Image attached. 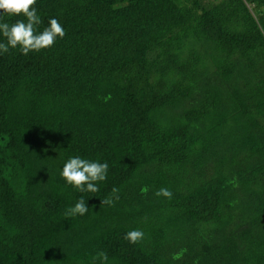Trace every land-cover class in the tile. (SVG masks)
Returning a JSON list of instances; mask_svg holds the SVG:
<instances>
[{
	"label": "trees",
	"instance_id": "obj_1",
	"mask_svg": "<svg viewBox=\"0 0 264 264\" xmlns=\"http://www.w3.org/2000/svg\"><path fill=\"white\" fill-rule=\"evenodd\" d=\"M36 9L66 35L0 54V264H264V0ZM75 156L108 164L98 192L61 177Z\"/></svg>",
	"mask_w": 264,
	"mask_h": 264
},
{
	"label": "clouds",
	"instance_id": "obj_2",
	"mask_svg": "<svg viewBox=\"0 0 264 264\" xmlns=\"http://www.w3.org/2000/svg\"><path fill=\"white\" fill-rule=\"evenodd\" d=\"M37 0H0V34L6 42H0V54L7 53L10 48H19L22 55L30 52H39L42 49L52 47L57 38L62 39L66 31L56 18L48 20V24L42 30L40 15L36 9ZM18 16L24 19H17L12 23L4 22L2 16ZM61 177L66 183L72 185L80 192L96 193L100 189L99 182L107 179L108 164L106 162L92 161L80 156L70 157L63 165ZM112 195L101 200V205L113 206L119 200V189L113 187ZM154 195L171 199L173 193L168 188H160ZM89 207L81 197L74 206L66 209V217L83 216L88 212ZM144 232L133 229L127 232L124 239L129 243L136 244L144 239ZM109 257L106 252L99 251L92 257V264H108Z\"/></svg>",
	"mask_w": 264,
	"mask_h": 264
}]
</instances>
